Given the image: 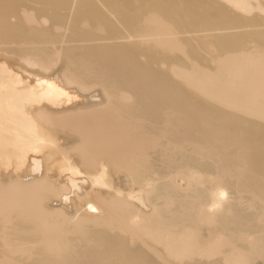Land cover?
Wrapping results in <instances>:
<instances>
[{"label":"bare ground","instance_id":"6f19581e","mask_svg":"<svg viewBox=\"0 0 264 264\" xmlns=\"http://www.w3.org/2000/svg\"><path fill=\"white\" fill-rule=\"evenodd\" d=\"M0 264H264V0H0Z\"/></svg>","mask_w":264,"mask_h":264},{"label":"clouds","instance_id":"9594fccd","mask_svg":"<svg viewBox=\"0 0 264 264\" xmlns=\"http://www.w3.org/2000/svg\"><path fill=\"white\" fill-rule=\"evenodd\" d=\"M208 203L203 206V211L209 217L214 218L216 215L225 211V206L229 203L231 197L228 191L222 186H216L208 193Z\"/></svg>","mask_w":264,"mask_h":264}]
</instances>
